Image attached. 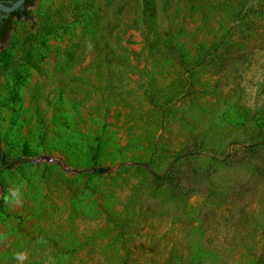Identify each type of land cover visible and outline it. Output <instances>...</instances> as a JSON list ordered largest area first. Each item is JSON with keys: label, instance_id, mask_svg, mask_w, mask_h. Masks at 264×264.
I'll return each mask as SVG.
<instances>
[{"label": "rangeland", "instance_id": "374dc122", "mask_svg": "<svg viewBox=\"0 0 264 264\" xmlns=\"http://www.w3.org/2000/svg\"><path fill=\"white\" fill-rule=\"evenodd\" d=\"M150 1L12 19L0 264H264V0Z\"/></svg>", "mask_w": 264, "mask_h": 264}, {"label": "trees", "instance_id": "16d2710c", "mask_svg": "<svg viewBox=\"0 0 264 264\" xmlns=\"http://www.w3.org/2000/svg\"><path fill=\"white\" fill-rule=\"evenodd\" d=\"M10 1L12 2L14 0H10ZM164 1H165L164 3L166 4L167 0H164ZM32 3H33V0H25L22 8L17 9L13 12H10L6 18H2L0 16V41H5L7 39L9 31L11 29V21L13 18H20V17L31 18V15L27 11V7L32 5ZM148 3H149V8L151 6L153 7V4L150 0ZM6 4H10V2H6ZM263 9H260V10L262 11ZM1 153H2V156H1ZM6 164H8V162L5 161L4 154L0 148V166L6 165ZM154 176L157 180H164V179L170 180L171 179L168 171L161 173V174L155 173Z\"/></svg>", "mask_w": 264, "mask_h": 264}, {"label": "water", "instance_id": "95a60500", "mask_svg": "<svg viewBox=\"0 0 264 264\" xmlns=\"http://www.w3.org/2000/svg\"><path fill=\"white\" fill-rule=\"evenodd\" d=\"M24 2H25V0H14V1L10 2V4H6L0 0V15L4 17L7 14H9L10 12H13L17 9L22 8ZM1 156H2V153H1ZM41 158H43L45 160H50L49 156H43ZM107 169H108L107 167H98L97 172L98 173H104Z\"/></svg>", "mask_w": 264, "mask_h": 264}, {"label": "clouds", "instance_id": "9594fccd", "mask_svg": "<svg viewBox=\"0 0 264 264\" xmlns=\"http://www.w3.org/2000/svg\"><path fill=\"white\" fill-rule=\"evenodd\" d=\"M17 192H18V190L16 191V192H13V197H15L16 195H17ZM16 258L18 259V260H20V261H23L24 259H25V256H24V254H22V253H18V254H16Z\"/></svg>", "mask_w": 264, "mask_h": 264}, {"label": "flooded vegetation", "instance_id": "af4514ba", "mask_svg": "<svg viewBox=\"0 0 264 264\" xmlns=\"http://www.w3.org/2000/svg\"><path fill=\"white\" fill-rule=\"evenodd\" d=\"M1 1H2V2H4V3H6V2H11L10 0H4V1H3V0H1ZM5 1H6V2H5ZM7 15H8V14H7ZM7 15H6V16H4V17H3V16H1V15H0V16H1L2 18H6V17H7Z\"/></svg>", "mask_w": 264, "mask_h": 264}]
</instances>
